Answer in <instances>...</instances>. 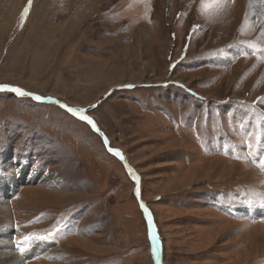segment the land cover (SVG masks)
Returning <instances> with one entry per match:
<instances>
[{
    "label": "rangeland",
    "instance_id": "obj_1",
    "mask_svg": "<svg viewBox=\"0 0 264 264\" xmlns=\"http://www.w3.org/2000/svg\"><path fill=\"white\" fill-rule=\"evenodd\" d=\"M252 4L0 0V235L21 264H264ZM32 233L52 234L36 256Z\"/></svg>",
    "mask_w": 264,
    "mask_h": 264
},
{
    "label": "snow or ice",
    "instance_id": "obj_2",
    "mask_svg": "<svg viewBox=\"0 0 264 264\" xmlns=\"http://www.w3.org/2000/svg\"><path fill=\"white\" fill-rule=\"evenodd\" d=\"M255 2L261 6H264V0H255ZM28 3L30 6L31 0H28ZM252 3H253V0H249V6L250 7H251ZM28 11H29V8L25 7V9L21 15V19H23V17L27 15ZM247 22H248V14L245 15V23H247ZM258 22H259L260 27H261L260 36L262 38H264V11H261L259 13V21ZM243 46L251 49L252 54L256 55L258 58L264 57V47H262L259 42H251L250 41V42H246ZM229 47H234V46L230 45ZM243 54L248 55L247 52H244ZM7 87L8 86H6V85H0V90H4ZM127 87H132V86L127 85ZM9 90L16 93L19 96H30L31 95L37 101L44 99L43 97L36 96V95H33L32 93L25 92V91L21 90L20 88H10ZM258 100H260V102L264 103V97L258 98ZM61 107L65 108L68 112H70L73 115H79V118L81 120L86 121L89 125L92 126V128L94 130H98V129H96L95 122L90 117L83 114L85 111L84 109H73V108H71L67 105H63V104H61ZM262 122H264V113H260V115L257 117V123L260 124ZM246 126H247L246 124H241L242 129ZM246 135H251V134H246ZM262 140H264V134L256 135L255 143L257 145H259ZM245 143H246L247 149H248L247 156L249 158H252L253 163L257 162L256 158L258 157L259 158L258 166L261 168V170H264V154H262V151H258L257 148H254L252 139L246 140ZM226 147H227V145H226ZM109 151H112L116 156H119L122 158L121 153L118 150L109 149ZM237 158L242 159L244 157L238 156ZM131 171L132 170L129 169L130 173H131ZM133 178L136 179L138 182V179H139L138 177L134 176ZM138 190L139 189H137V191ZM261 200H262V202H264V193L261 194ZM142 207H143V205H142ZM145 211H147V210L145 209ZM51 235L52 234L49 233L46 236H41V235L32 233L29 235H25L22 240L16 241V244L19 246L20 252L23 253L26 250V248L29 247L33 242L50 239Z\"/></svg>",
    "mask_w": 264,
    "mask_h": 264
},
{
    "label": "bare ground",
    "instance_id": "obj_3",
    "mask_svg": "<svg viewBox=\"0 0 264 264\" xmlns=\"http://www.w3.org/2000/svg\"><path fill=\"white\" fill-rule=\"evenodd\" d=\"M262 211L264 213V210H262ZM248 212H251V211H248ZM255 213L257 215L264 216V214H262V213L260 214V210L255 211L252 214H255ZM11 240L12 239L9 238L7 233L0 235V264H21V263H24V262H20L18 257L15 256V250H14V246L11 244ZM46 243H48V242H46V241L33 242L29 247L26 248L25 252H27L28 249L30 248L33 251L31 253V255L36 256V255L40 254V252L44 246H47ZM47 249H45V250H47Z\"/></svg>",
    "mask_w": 264,
    "mask_h": 264
},
{
    "label": "trees",
    "instance_id": "obj_4",
    "mask_svg": "<svg viewBox=\"0 0 264 264\" xmlns=\"http://www.w3.org/2000/svg\"><path fill=\"white\" fill-rule=\"evenodd\" d=\"M29 101L31 102V104L33 106L44 107V108L45 107L54 108V109L59 110L63 115H65V116H67L69 118H72V116L68 112H66L65 110H63L61 107H57V106H54V105L52 106V105H48V104H39L36 101H33L32 99H29ZM78 123H81V121H78ZM117 162H118V164H120V162L118 160H117ZM136 204H137V201H136ZM137 206H138V204H137ZM145 229H146V227H145Z\"/></svg>",
    "mask_w": 264,
    "mask_h": 264
}]
</instances>
